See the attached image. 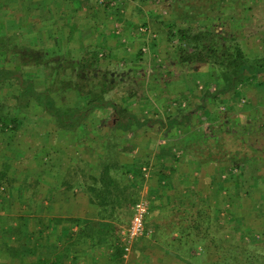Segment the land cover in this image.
Segmentation results:
<instances>
[{
  "label": "rangeland",
  "instance_id": "1",
  "mask_svg": "<svg viewBox=\"0 0 264 264\" xmlns=\"http://www.w3.org/2000/svg\"><path fill=\"white\" fill-rule=\"evenodd\" d=\"M168 26L172 34L179 29L209 33L205 43L213 53L202 62H182L180 55L190 49L186 43L181 50L177 47L179 41L170 36ZM0 45L6 47L0 49V67L18 68L37 91L49 86L59 105L62 101L66 108H82L87 90L99 93V81H105V101L124 104L137 117L150 120L121 132L114 128L115 110L92 109L75 126L57 128L49 115L30 109L16 129L13 124L8 125L12 131L0 126V173H5L0 182V264H16L8 245L25 256L30 252L33 216L58 221L56 229L39 234L50 250L61 249V237L68 232L77 233L70 218L91 220L101 232L106 222L111 230L117 226L123 264L144 245L152 250L158 224L165 230L170 222L184 224L189 235L194 220L201 231L208 225L210 235L229 240L221 243L225 250L241 242L264 253V178L242 179L245 183L232 187L229 176L246 174L250 167L226 172L221 165L216 179L217 164L189 155L196 148L205 150L207 142L221 147L226 135L242 138L255 158L264 161L263 75L235 86L238 100H233V110L226 106L230 93L208 98L205 107L198 108L203 90L212 93L225 85L218 64L226 65L236 49L250 62L264 57V0H0ZM84 49L96 53L99 65L89 80L81 81L76 63ZM64 82L71 88L63 87ZM9 95L5 91L0 101L13 103L5 99ZM188 113V121L168 126L172 118L181 120ZM88 186L107 188L119 201L114 210L99 208L86 192ZM231 187L232 200L225 190ZM140 200L146 203L144 227L150 236L128 244L122 233ZM26 207L31 213L20 220L19 213H28ZM18 224L21 243L12 244L10 235ZM168 238L177 239V233ZM204 241L192 245L187 258L165 248L158 258L168 264H192L189 258L198 256ZM112 243L101 237L100 249L86 241L82 253L66 264H90L95 249L98 264H106ZM35 252L26 258L34 261L49 254ZM152 261L143 254L140 264Z\"/></svg>",
  "mask_w": 264,
  "mask_h": 264
},
{
  "label": "trees",
  "instance_id": "2",
  "mask_svg": "<svg viewBox=\"0 0 264 264\" xmlns=\"http://www.w3.org/2000/svg\"><path fill=\"white\" fill-rule=\"evenodd\" d=\"M172 30L173 27L168 26V32L170 33V36L172 38L177 37L179 41L177 47L181 50L182 48H185L184 43H186L187 51L190 49L187 55H180L182 62H193V60H195V62H202L205 61L204 57H209V53H213L211 46L205 43V39L209 33L200 32L190 34L189 30L179 29L175 34H172ZM0 49L6 51L5 46L0 45ZM222 56L223 55H221V57ZM225 64L226 65L222 67V64H218L219 72L226 79L225 85L222 88L215 89L212 93L210 90H208V88L203 90L201 93V106L198 107L200 110L205 107V102L208 100V98L215 100L218 95L226 93L231 94H229L230 96L226 106H228L230 110H233V100H238V96L234 93L235 86H237L239 83L241 84L242 82L247 81L248 78L256 80L257 76H264V57L260 59L255 58L253 62H250L249 57L244 55V53L239 49H236L235 56L232 58V60L226 59ZM76 65V75L79 80H89L88 78H91L94 73H96L95 68L99 65V58L95 52L84 49L82 55L78 58ZM99 82L101 87L100 92L96 93L93 90H87L88 96L86 97V103L82 108L78 109L73 106L66 108L63 106L64 104L62 101H60V105L57 103V98L53 95L54 91L49 86L45 91H37L31 80L23 79L22 71L18 68L6 69L4 67H0V96L3 95L5 91L10 92L8 98L5 99L8 101H14L13 103L10 102V104H4L0 101V126L3 127V129H7L9 131H12L13 128L16 129L19 123L22 122V119L26 117V113H28L30 109H37L42 114L49 115L54 120L55 126L57 128H66L69 127L70 124L75 126L82 118L86 119V117L90 115L92 109H97L100 112L110 109L115 110L118 119L114 128L120 130L121 132H127L131 129L141 128L146 123L150 122L149 119L137 117V114L130 112L124 106V104L120 105L113 101H105L102 94L104 91H106V87H108V85L105 81ZM62 85L63 87L69 89L71 88L70 82H64ZM74 85L76 84L74 83ZM76 86L78 87L79 84ZM80 90V93H82L83 89ZM131 95H133V93H131ZM189 115V113L188 115H183L181 120L172 118L168 121V126H180L183 121H188L191 116ZM10 124H13V128L8 126ZM8 127L10 129H8ZM222 139L223 142L219 148L213 141H211L204 144L206 145L205 150L196 148L195 152L189 155L199 161L205 159L204 161L206 163L217 164L219 167L215 168L216 179H220L222 172L220 168L221 165L226 166L224 167V171L226 172L228 171V168L235 167L240 171V169H243L242 166L245 167L246 165L247 168L250 167L246 174L238 173L233 179H231L229 176L230 174L228 175L230 178L229 181L232 182V187L233 185L237 186V184H241L243 181H254L259 179V177L264 178V161H260L259 158H255L251 146L242 141V138H230L225 135L222 137ZM0 175V182L3 183L5 173H0ZM242 179L244 180L242 181ZM232 187L230 190L225 188L226 193L228 194V197L231 198V200ZM86 192L97 200L99 208L101 209L104 206L105 209L110 207L108 210L113 211L114 206L119 203V201H117L113 195L109 194L110 191L107 188L88 186ZM26 208L28 211V207ZM2 209L4 210L5 207L3 206ZM30 213V211H28V213L25 215H23L22 212L21 214L19 213V219L21 220V217H25ZM201 215L202 213L198 212L199 218H201ZM7 217L9 220H11L9 221L10 223L13 222V217H10L9 215H7ZM30 220L33 233L29 235L33 238V244L29 249L30 252L25 256L20 252L19 248L9 245L6 246L9 250V258L11 261H13V263L66 264L70 261V258L73 257L76 259L77 257L75 255L82 253L81 247L86 241L91 247H99L102 249L100 247V243L101 237H104L108 242L113 241L111 244V252L105 255L106 264H123L122 242L119 243V230L117 229V226H113L115 228H112L111 230V224L106 222L105 225H102L106 231L101 232V230H99L96 224L92 223L91 220L88 221L84 218H70L68 219L70 224L72 226H77V233L69 234L68 232L67 236L61 237L63 240L61 249L55 246V248L52 247L50 250V247L47 249L45 248V241H43L39 234L40 231L43 233L48 229H56L58 226V221H55L54 219H45L44 217L34 219V216L31 217ZM159 220H163V217L159 216ZM193 223L194 224L191 227L189 235L187 234L188 231L186 232L187 227L183 226L184 224H181L182 226H180V224H174L173 222H170L169 230H165V227H163L162 224H158L159 229L156 236L154 237L153 242H151V244L154 245L151 247L152 250L148 251L147 248L150 247H146V245H144V248H141V250L138 252L133 253L130 262L127 264H140V259L142 260L143 254L147 255L148 258L153 260L147 264H168L163 260V258H158L160 251L164 248L171 252H175V254L179 255L181 258H187L188 252L191 250V248H193L192 245H196L198 241H202V238H205V241L208 239L209 244H206L204 241L203 245H201V251L198 256L193 255L189 258V261L193 262L192 264H264V253L258 252L257 249L252 248L255 246L249 247L241 242L231 243L229 244L230 246L225 250L221 243H228L227 241L229 240H226L225 238H221L219 240L210 235L208 225L205 227V230L201 231L198 222L194 220ZM36 227H39L38 231H36ZM19 228L20 225L18 224L17 228H14L15 230H13V233L10 235V242L12 244L14 241L21 243V236H23V234L20 232ZM173 233H177L178 238H171V240H167L169 239V236L173 235ZM148 243L150 242H147V244ZM36 244L39 245L38 248H36ZM39 250H43V253L49 252V256L46 254H44L41 258L36 256L34 261L26 258L28 256H35V251H38L37 254H39ZM96 252L97 251L95 249V252L90 254L92 257H90L92 261L90 264H98L99 261L96 260L94 255ZM190 255L191 254L189 253V256Z\"/></svg>",
  "mask_w": 264,
  "mask_h": 264
},
{
  "label": "built area",
  "instance_id": "3",
  "mask_svg": "<svg viewBox=\"0 0 264 264\" xmlns=\"http://www.w3.org/2000/svg\"><path fill=\"white\" fill-rule=\"evenodd\" d=\"M146 203L142 200L136 202L132 207V216L126 230L122 233L123 241L130 244L139 238H148L150 231L144 227Z\"/></svg>",
  "mask_w": 264,
  "mask_h": 264
}]
</instances>
